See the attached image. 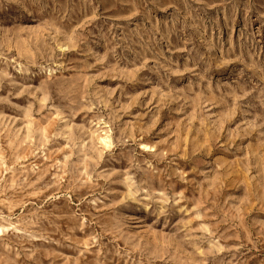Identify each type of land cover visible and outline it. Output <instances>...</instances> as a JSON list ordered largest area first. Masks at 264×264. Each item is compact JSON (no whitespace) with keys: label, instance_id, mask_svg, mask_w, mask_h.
I'll return each mask as SVG.
<instances>
[{"label":"rangeland","instance_id":"374dc122","mask_svg":"<svg viewBox=\"0 0 264 264\" xmlns=\"http://www.w3.org/2000/svg\"><path fill=\"white\" fill-rule=\"evenodd\" d=\"M0 264H264V0H0Z\"/></svg>","mask_w":264,"mask_h":264}]
</instances>
